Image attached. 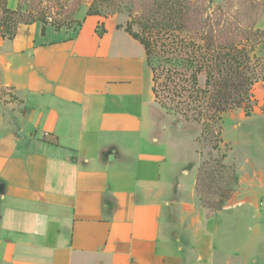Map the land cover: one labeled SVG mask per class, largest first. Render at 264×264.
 Returning a JSON list of instances; mask_svg holds the SVG:
<instances>
[{
	"label": "crops",
	"instance_id": "1",
	"mask_svg": "<svg viewBox=\"0 0 264 264\" xmlns=\"http://www.w3.org/2000/svg\"><path fill=\"white\" fill-rule=\"evenodd\" d=\"M118 25L36 22L0 40V264H264V187L211 217L193 207L181 179L197 182V137L175 145L186 131Z\"/></svg>",
	"mask_w": 264,
	"mask_h": 264
},
{
	"label": "rangeland",
	"instance_id": "2",
	"mask_svg": "<svg viewBox=\"0 0 264 264\" xmlns=\"http://www.w3.org/2000/svg\"><path fill=\"white\" fill-rule=\"evenodd\" d=\"M5 1L0 0V9ZM172 4L186 13L191 33L203 27L208 30L211 24L225 40L236 36L245 40L250 30L260 29L258 24L264 16V0H19L14 18L17 32L36 22L56 28H73L81 24L88 13L114 18L123 24L122 27L133 20V30L139 31V23L154 16L159 8ZM254 55L264 61V44H255ZM261 73L264 77V66ZM205 82L204 73L199 77L202 88ZM251 95L253 104L249 117L243 109L231 110L212 130L168 113L157 101L173 125L178 128L177 123L182 124L186 131L180 138L174 137L175 145H190L189 138L197 137L198 152L203 161L197 182L194 186L193 173L181 182L185 193L190 194L193 189V207L196 210L203 208L208 217L222 211L241 191H261L264 187V176L261 175V172L264 174V80L260 78L254 84ZM161 96L160 101H163ZM255 171L260 172L252 178ZM177 218L174 217L172 222H178ZM220 222L234 223L228 213L221 216Z\"/></svg>",
	"mask_w": 264,
	"mask_h": 264
},
{
	"label": "trees",
	"instance_id": "3",
	"mask_svg": "<svg viewBox=\"0 0 264 264\" xmlns=\"http://www.w3.org/2000/svg\"><path fill=\"white\" fill-rule=\"evenodd\" d=\"M0 10V38L13 40L18 30L15 10L8 8L7 0ZM186 18V13L172 4L139 23V31L133 30V20L124 27L145 49L156 100L168 113L205 130H212L234 109H243L249 117L252 87L260 78L264 80V61L254 55L255 44H264V30H250L245 40L238 36L225 40L211 24L208 30L203 27L191 33ZM204 73L202 88L199 77ZM177 125L183 129L182 124Z\"/></svg>",
	"mask_w": 264,
	"mask_h": 264
}]
</instances>
